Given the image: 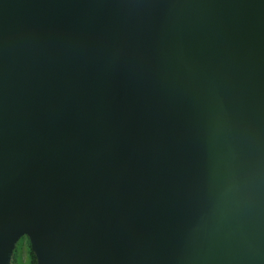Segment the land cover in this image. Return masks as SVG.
Segmentation results:
<instances>
[{
    "label": "water",
    "instance_id": "95a60500",
    "mask_svg": "<svg viewBox=\"0 0 264 264\" xmlns=\"http://www.w3.org/2000/svg\"><path fill=\"white\" fill-rule=\"evenodd\" d=\"M264 264V0H0V264Z\"/></svg>",
    "mask_w": 264,
    "mask_h": 264
},
{
    "label": "trees",
    "instance_id": "16d2710c",
    "mask_svg": "<svg viewBox=\"0 0 264 264\" xmlns=\"http://www.w3.org/2000/svg\"><path fill=\"white\" fill-rule=\"evenodd\" d=\"M22 239L24 238H21L15 247L11 263L12 264H35V257L30 250V245H29L28 240L26 241L27 257L23 259L22 254H21L22 247H23Z\"/></svg>",
    "mask_w": 264,
    "mask_h": 264
},
{
    "label": "rangeland",
    "instance_id": "374dc122",
    "mask_svg": "<svg viewBox=\"0 0 264 264\" xmlns=\"http://www.w3.org/2000/svg\"><path fill=\"white\" fill-rule=\"evenodd\" d=\"M22 251H21V254H22V257L23 259H25L27 257V251H26V243H25V240L22 239Z\"/></svg>",
    "mask_w": 264,
    "mask_h": 264
},
{
    "label": "flooded vegetation",
    "instance_id": "af4514ba",
    "mask_svg": "<svg viewBox=\"0 0 264 264\" xmlns=\"http://www.w3.org/2000/svg\"><path fill=\"white\" fill-rule=\"evenodd\" d=\"M22 238H24V240H25V243H26V241L28 240L26 237H22Z\"/></svg>",
    "mask_w": 264,
    "mask_h": 264
}]
</instances>
